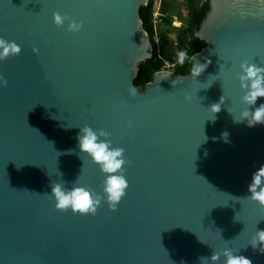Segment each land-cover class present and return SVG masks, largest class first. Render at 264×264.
Segmentation results:
<instances>
[{
	"label": "water",
	"instance_id": "1",
	"mask_svg": "<svg viewBox=\"0 0 264 264\" xmlns=\"http://www.w3.org/2000/svg\"><path fill=\"white\" fill-rule=\"evenodd\" d=\"M205 1V46L189 63L206 70L196 82L159 70L141 88L148 0H0V38L21 47L0 61V264H201L224 249L264 264V207L244 199L264 165V124L234 119L246 107L241 63L264 66V0ZM84 126L131 161L116 211L61 212L47 195L78 178L102 194L104 174L78 147Z\"/></svg>",
	"mask_w": 264,
	"mask_h": 264
},
{
	"label": "clouds",
	"instance_id": "2",
	"mask_svg": "<svg viewBox=\"0 0 264 264\" xmlns=\"http://www.w3.org/2000/svg\"><path fill=\"white\" fill-rule=\"evenodd\" d=\"M68 20L69 17L66 14L53 13V22L57 27H63L65 21ZM82 27V22L75 20H70L67 26L68 31L71 32H79ZM38 51L39 49L37 48L33 49L34 53H38ZM20 52L21 47L17 43L0 38V61L17 56ZM187 59L188 54L186 52H179L177 62L181 66ZM210 62L207 61L203 64L199 62L194 63L191 69V79L196 82L197 77L206 70ZM236 78L239 80L240 88L244 92L241 96V103L246 105V107L241 112L240 118L236 119L234 117V119L237 123L247 121L249 127L264 124V104L255 107L254 111L250 110L256 105L258 98L264 97V66L243 61ZM6 85L7 80L0 75V86ZM186 99H191V97L186 96ZM221 104H223V96L220 103L213 104L210 110L218 113L221 110ZM109 135V133L103 130H94L91 126L80 128L77 136L80 152L87 154L91 161L99 167L101 173L104 174L105 179L102 194L96 193L95 190H90L86 187L76 186L79 178L72 184L73 187L70 189L66 187L64 181L63 183H52L51 192L47 195L50 199L54 200V207L58 211L66 212L71 210L73 214L95 215L97 210L102 206V202L107 203L111 210H117V206L126 195V190L129 186L123 174L125 170L124 166L130 164L131 161L125 159L123 148L112 146L111 141L107 139ZM222 136L227 142L228 133H222ZM248 192L250 195L244 199H249L264 207V165H261L252 174ZM258 238L260 241H264V230L258 231ZM253 247H255V244ZM221 256L224 257V264H252L250 259L233 253L231 249H224L222 252L214 251L210 257H201V264H205V262L219 264Z\"/></svg>",
	"mask_w": 264,
	"mask_h": 264
},
{
	"label": "trees",
	"instance_id": "3",
	"mask_svg": "<svg viewBox=\"0 0 264 264\" xmlns=\"http://www.w3.org/2000/svg\"><path fill=\"white\" fill-rule=\"evenodd\" d=\"M208 7L205 0H188L190 12L186 16L179 9L177 0H148L145 6L140 7L142 27L149 35L153 52L151 58L138 65L136 85L144 88L155 72L167 66L176 75H186L191 71L189 57L181 66L177 62L178 54L184 51L192 56L205 46L195 33ZM156 10L160 14V22L154 19ZM176 19L181 21L179 25L173 24Z\"/></svg>",
	"mask_w": 264,
	"mask_h": 264
},
{
	"label": "built area",
	"instance_id": "4",
	"mask_svg": "<svg viewBox=\"0 0 264 264\" xmlns=\"http://www.w3.org/2000/svg\"><path fill=\"white\" fill-rule=\"evenodd\" d=\"M184 1V5H182V9L184 10V11H181L182 13H183V16H186L187 14H189V12H190V10L188 9V0H183ZM153 16H154V19H156L157 21H161L160 20V14H159V12H158V10H156L154 13H153ZM180 23H181V21H180ZM179 23V24H180ZM173 24H175L176 25V20L173 22ZM195 34H197V32L195 33ZM188 57L190 58V56L188 55ZM163 69H167V70H170V67L169 66H167L166 68H162L161 70H163Z\"/></svg>",
	"mask_w": 264,
	"mask_h": 264
},
{
	"label": "rangeland",
	"instance_id": "5",
	"mask_svg": "<svg viewBox=\"0 0 264 264\" xmlns=\"http://www.w3.org/2000/svg\"><path fill=\"white\" fill-rule=\"evenodd\" d=\"M177 4H178L179 9H180L181 11H184V10L182 9V5H184V1H183V0H177ZM179 23H180V21H178V20L176 19V25H179Z\"/></svg>",
	"mask_w": 264,
	"mask_h": 264
}]
</instances>
